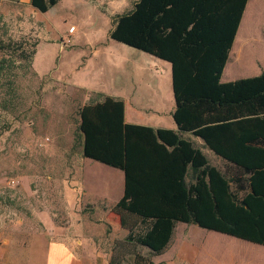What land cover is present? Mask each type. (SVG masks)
<instances>
[{
	"label": "trees",
	"instance_id": "trees-1",
	"mask_svg": "<svg viewBox=\"0 0 264 264\" xmlns=\"http://www.w3.org/2000/svg\"><path fill=\"white\" fill-rule=\"evenodd\" d=\"M60 1L31 5L47 13ZM248 1L138 0L110 32L112 40L172 63L179 129L203 138L240 176L229 179L173 131L127 124L117 99L80 110L83 157L124 172L114 210L130 231L127 240L156 255L179 223L264 246V148L253 147L264 144V74L220 81Z\"/></svg>",
	"mask_w": 264,
	"mask_h": 264
},
{
	"label": "rangeland",
	"instance_id": "rangeland-1",
	"mask_svg": "<svg viewBox=\"0 0 264 264\" xmlns=\"http://www.w3.org/2000/svg\"><path fill=\"white\" fill-rule=\"evenodd\" d=\"M117 2L62 0L41 13L31 0H0V63L6 60L0 76V223L12 229L23 228L16 225L20 222H34L26 229L45 231L39 213H46L57 237L68 235L70 228L77 230L78 236L86 235L108 255L107 264H225L229 253L228 264H264V246L189 224L183 232L182 224H177L168 248L156 255L128 241V229H115L120 216L114 208L111 213H96L65 207L62 192L67 185L75 190L80 174L88 176L93 190H104L113 182L118 187L114 196L125 185L121 170L92 159L83 166L79 163L84 154L80 110L103 101L104 95L54 76L65 57L62 50L77 48L66 36L73 26L80 29L73 35L79 42L94 39L125 46L110 38ZM243 17L241 34L253 31L262 50L264 0H249ZM63 23L65 30L60 28ZM259 52L249 54V62ZM81 66L77 64V72ZM109 71L104 66L101 77ZM98 86L105 87L103 79ZM213 165L229 179L240 176L231 165ZM193 228L205 232L198 244L191 235Z\"/></svg>",
	"mask_w": 264,
	"mask_h": 264
},
{
	"label": "crops",
	"instance_id": "crops-1",
	"mask_svg": "<svg viewBox=\"0 0 264 264\" xmlns=\"http://www.w3.org/2000/svg\"><path fill=\"white\" fill-rule=\"evenodd\" d=\"M78 1L80 4L83 2V0ZM117 1L116 7L113 8V13L116 16L132 11L138 2V0ZM248 4L249 1L246 10ZM64 24L60 27L63 30L67 28ZM241 26L242 21L227 65L221 76L220 81L223 84L255 78L264 74V45L261 43L260 48L262 50H259L254 32L252 31L247 35L241 34ZM75 28L73 33L68 31L66 36L69 38V43H74L77 48L71 52L62 50L65 57L59 71L51 70L55 73V78L65 79L67 77L71 79L72 83H78L99 95L123 102L127 124L146 126L154 130L173 131L182 139L191 142L195 148L201 149L211 165L216 163L230 164L217 155L203 138L194 135L191 131L179 129L174 119L177 103L173 88L171 62L126 45L113 46L111 43L103 45L102 41L94 39L79 42L80 40L75 37L80 29L78 26ZM76 32L77 34L73 36ZM256 50L261 52L255 54L252 61L249 62L248 55ZM77 64H83L78 72L76 70ZM104 66H109L110 71L105 77H101L100 70ZM101 79H103L105 87L98 86ZM223 140L224 145H228L226 144L228 139L223 138ZM253 147L264 148V144H254ZM86 159L88 158L83 157L79 163L83 166ZM75 183L78 188L76 187L74 190L72 186L67 185L68 187L62 192L61 197L64 198L65 207H79L78 211L82 212L85 209H93L96 213H111L125 192V185L119 186L117 195L114 196V191L118 187L114 188L113 182L107 184L104 190H93V184L84 174H80L79 178L75 179ZM39 219L45 231L27 230L28 225H32L34 222H20L16 225H24L23 228L14 227L12 229L6 227L8 223H0V264L108 263V255L86 235L80 237L77 230L74 231L70 228L68 235L63 238L57 237L55 235L56 227L47 214L39 213ZM179 224H182L180 230L183 232L186 224ZM115 229H122L121 222L115 225ZM191 231V235L197 244L205 238V232L202 230L193 228ZM229 257L230 253L225 254V264L231 261Z\"/></svg>",
	"mask_w": 264,
	"mask_h": 264
},
{
	"label": "built area",
	"instance_id": "built-area-1",
	"mask_svg": "<svg viewBox=\"0 0 264 264\" xmlns=\"http://www.w3.org/2000/svg\"><path fill=\"white\" fill-rule=\"evenodd\" d=\"M76 30V28L73 26L69 29V33H73Z\"/></svg>",
	"mask_w": 264,
	"mask_h": 264
}]
</instances>
